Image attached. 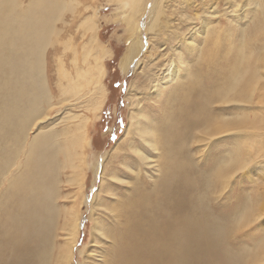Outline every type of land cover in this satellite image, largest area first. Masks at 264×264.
I'll return each instance as SVG.
<instances>
[{
    "label": "bare ground",
    "instance_id": "obj_1",
    "mask_svg": "<svg viewBox=\"0 0 264 264\" xmlns=\"http://www.w3.org/2000/svg\"><path fill=\"white\" fill-rule=\"evenodd\" d=\"M69 2L32 0L27 9L19 12L14 0H0V264H9L10 259L13 264H50L45 248L56 221L59 172L63 166L65 169L70 166L74 152L82 150L81 145L86 149L87 115L96 117L103 105L105 90L101 85L100 63L103 54L94 42V34L90 49L82 52L78 63L74 62L78 50L71 49L70 54L75 57L72 68L59 57L54 60L56 101H51L45 83L43 54L46 46L55 42L53 36L59 34L60 27L55 22L62 11L71 9ZM154 8L153 3L150 12ZM209 21V17L203 20L205 50L199 47L198 51L196 43L187 42L186 49L196 51L190 54V59L176 52L178 60L169 66L167 77L148 94L159 98L157 106L150 105V114L154 115H149L144 107L136 108L134 115L129 116L127 136L120 144L123 152L113 155L103 171L104 175H111L115 170L129 179L121 184L107 181L101 188L104 193L114 195L105 203L106 218L97 227L100 238L109 241L101 254L102 264H219L214 259L225 253L226 246L221 247L230 232L229 219L224 215L217 221L205 209L208 202L205 188L215 183V179L207 177L199 158L190 155L200 153L204 136L212 137L215 130L224 129L223 125L228 123L226 119L217 120L218 108L211 109L210 105L237 86L239 73L235 78L230 77L232 73L226 78L222 65L236 63L245 42L241 48L237 45L235 54L226 53L217 58L219 63L215 62L213 48L222 40L219 35L215 42L216 29L206 27ZM240 32L243 35L244 29L240 28ZM137 40L129 42L121 59L124 72L137 55ZM223 45L224 50L232 49L229 44ZM62 47L63 51L70 49L67 41ZM56 53L58 50L53 48L52 55ZM245 59L249 58L241 60ZM245 62L238 64L245 67L248 65ZM251 77L247 76L249 80ZM223 80L226 81L222 86L216 85ZM166 82H171L176 92L175 105L171 106L174 109L168 110L171 104L167 103V97L159 95ZM236 88L241 94L237 99L240 103L247 101L253 84L248 81ZM83 91L85 94H81ZM83 96L87 100L82 99L81 105L76 106L77 102L68 105L81 108L83 116L82 113L60 116L61 128L42 130L27 140L31 122L47 115V109L43 112L45 107L64 103L60 99L77 100ZM230 159L220 162L216 175L227 169ZM123 162L132 165L123 166ZM200 255V260L194 259Z\"/></svg>",
    "mask_w": 264,
    "mask_h": 264
},
{
    "label": "rangeland",
    "instance_id": "obj_2",
    "mask_svg": "<svg viewBox=\"0 0 264 264\" xmlns=\"http://www.w3.org/2000/svg\"><path fill=\"white\" fill-rule=\"evenodd\" d=\"M14 1L18 7L16 10L22 12L32 0ZM67 1H70L72 7L62 11L59 20L55 22L60 27L59 34L53 36L55 42L48 44L43 54V59L46 60L43 74L47 71L45 83L50 90L51 101L57 100L54 92V60L59 57L68 68H72L75 57L71 56V49L76 47L78 50L74 60L78 63V57L92 45V34L103 54L100 58L103 67L101 85L105 95L96 117L87 115L84 126L86 149L81 145L82 150L78 148L74 152L70 166L66 169L63 166L59 172L55 200L56 221L45 248L49 253L50 264H102L101 254L108 247L109 241L100 238L97 227L106 218L105 203L114 198V195L104 193L101 188L107 181L121 184L129 179L115 170L111 175L117 176L104 175L103 171L109 166L113 155L123 152L120 144L127 136L125 132L129 116L134 115L136 108L144 107L149 115H154L150 114V105L157 106L159 98L148 94L154 91L158 82L167 77L171 63L177 59L176 52L190 59V54L196 51L187 50V42L196 43L198 51L199 47L205 50L207 40L205 44L203 41L206 31L202 32V29L206 17L210 19L206 22V27L216 29L215 42L219 35L222 40L220 45L213 48L215 62L226 53L228 56L235 54L238 46L241 48L245 42L240 58L236 57V63L222 65L226 78L230 73V77L234 78L239 73L237 86L243 87L248 81L253 84L252 91L248 90L250 95L247 94V101L241 100L238 103L237 99L241 94L237 93L236 86L221 100L210 105L211 109L215 107L220 110H217L216 119H226L228 123L223 125L224 129L215 130L212 137L204 136L200 143V153L190 155L196 160L199 158L200 168L207 173V177L215 179V183L205 188L208 198L205 209L217 221L224 215L229 219L230 232L221 247L226 246L225 253L217 254L219 259L214 260L219 264H264V0ZM153 3L155 8L152 13L150 6ZM240 28L244 29L243 35ZM249 39L251 45L247 43ZM133 40H137L135 44L138 45V52L124 72L120 62L129 42ZM66 41L70 49L63 51L62 43ZM224 43L229 44L232 49L224 50ZM53 48L58 53L52 55ZM243 58H249L245 59V64H248L245 67L238 64L245 61L241 60ZM236 67L237 70L234 71ZM212 73L214 75L215 70ZM248 75H252V80L247 78ZM225 81L216 85L222 86ZM164 84L159 95L167 97V103L171 104L167 107L169 110L175 105L176 92L171 82ZM65 99H60L64 103L45 107L43 112L47 109V115H40L31 122L27 140L42 130L61 128L62 122L58 120L60 116L82 113L81 108L73 109L69 106L76 102V106H79L82 103L80 101L87 100V97ZM174 108L175 106L171 107ZM86 114L87 112L84 116ZM228 157L231 159L226 164L227 169L223 167L224 172L216 175L220 162ZM123 166L120 164L121 168ZM48 244H51L49 249ZM201 256L194 259L200 260ZM11 260L13 259L7 263L13 264L14 260ZM211 262L213 263V258Z\"/></svg>",
    "mask_w": 264,
    "mask_h": 264
}]
</instances>
